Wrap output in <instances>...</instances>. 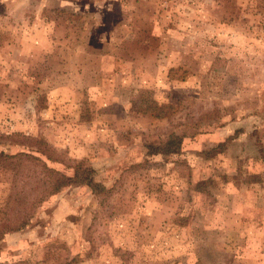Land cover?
Masks as SVG:
<instances>
[{
    "label": "rangeland",
    "instance_id": "rangeland-1",
    "mask_svg": "<svg viewBox=\"0 0 264 264\" xmlns=\"http://www.w3.org/2000/svg\"><path fill=\"white\" fill-rule=\"evenodd\" d=\"M38 138L110 191L63 187L0 264H264V0H0V152Z\"/></svg>",
    "mask_w": 264,
    "mask_h": 264
},
{
    "label": "trees",
    "instance_id": "trees-1",
    "mask_svg": "<svg viewBox=\"0 0 264 264\" xmlns=\"http://www.w3.org/2000/svg\"><path fill=\"white\" fill-rule=\"evenodd\" d=\"M141 100H144V98ZM132 102H134V100ZM146 102L147 101H145V103ZM155 106L158 107V104L155 100H151L148 105H146L145 109H143V112L149 113L150 110L156 109ZM81 119L84 121L90 119V116L84 113V107L81 113ZM183 139V135L171 132L157 143L150 141L145 143V153L147 156L159 158L171 154H179L182 151ZM21 141L26 143L32 140L21 139ZM34 143L37 147L33 150L29 148L27 150H17L14 153L0 152V161H8L7 164L13 169L12 191L6 202V204H12L11 209L13 217L10 220L8 219L9 224H2L0 233L2 231L4 232L0 234V237L9 231L20 230L27 227L34 219L36 210L42 202L51 195L59 192L65 186L71 184L86 185L95 196L101 198V202H103L104 197L109 194L110 188L94 179L93 168L80 163L74 166L65 163V160L59 158V155H54L55 150L47 146L40 138L36 139ZM220 146L222 145L219 144L217 148L215 147L211 151L217 150ZM211 151H206L205 153ZM34 153H38V155ZM54 164H61L62 167L58 168V166ZM246 181L260 182L262 180L258 174H249ZM18 183H20L21 186L28 185V190L24 192L22 189H18ZM203 183L204 182H197V190H202L199 185Z\"/></svg>",
    "mask_w": 264,
    "mask_h": 264
}]
</instances>
